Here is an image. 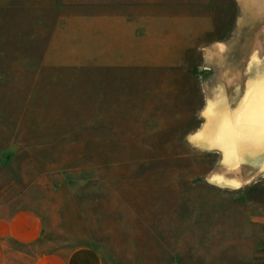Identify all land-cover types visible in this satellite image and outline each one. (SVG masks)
Wrapping results in <instances>:
<instances>
[{
  "label": "rangeland",
  "instance_id": "rangeland-1",
  "mask_svg": "<svg viewBox=\"0 0 264 264\" xmlns=\"http://www.w3.org/2000/svg\"><path fill=\"white\" fill-rule=\"evenodd\" d=\"M254 10L238 0H0V216L28 208L45 225L36 246L18 248L91 246L105 264H174L203 229L225 231L217 221L264 218V170L247 174L262 157L229 168L222 153L248 159L250 146L226 152L213 132L221 150L192 140L210 100L234 112L264 61ZM82 12L128 14L145 63H46L57 22Z\"/></svg>",
  "mask_w": 264,
  "mask_h": 264
},
{
  "label": "crops",
  "instance_id": "crops-1",
  "mask_svg": "<svg viewBox=\"0 0 264 264\" xmlns=\"http://www.w3.org/2000/svg\"><path fill=\"white\" fill-rule=\"evenodd\" d=\"M238 1L246 9H255L256 15L264 16V0ZM262 26L264 34V21ZM135 28L133 19L126 13L82 12L63 16L52 32L45 61L56 67H131L145 63L141 61L140 48L136 50ZM249 150L248 159L261 156L260 149ZM260 170L250 168L247 174L256 176ZM220 223L226 226L225 231L217 233L216 228L215 234L203 237V229L198 234L202 241L194 247L189 260L180 256L174 264H264V254L260 251L264 239L263 217H252L246 224L231 219L229 223L238 226L230 228L225 220L214 225ZM44 228L42 216L32 209L22 208L0 216V264H105L101 254L91 246H80L66 253L25 251L17 247L36 246Z\"/></svg>",
  "mask_w": 264,
  "mask_h": 264
},
{
  "label": "snow or ice",
  "instance_id": "snow-or-ice-1",
  "mask_svg": "<svg viewBox=\"0 0 264 264\" xmlns=\"http://www.w3.org/2000/svg\"><path fill=\"white\" fill-rule=\"evenodd\" d=\"M249 72L250 78L239 108L232 112L223 103H209L203 113L209 123L204 131L192 139L207 140L211 131L217 144L224 147L226 152L259 145L261 167L264 168V61L253 63Z\"/></svg>",
  "mask_w": 264,
  "mask_h": 264
},
{
  "label": "water",
  "instance_id": "water-1",
  "mask_svg": "<svg viewBox=\"0 0 264 264\" xmlns=\"http://www.w3.org/2000/svg\"><path fill=\"white\" fill-rule=\"evenodd\" d=\"M262 56H259V57L261 58ZM200 132H202V131H200ZM200 132H197V133H200ZM196 134H194V136H192V137H195ZM194 143L198 144V146L221 150L217 144L212 143V141H210L208 139L207 140H194ZM222 157H223L222 164L226 167H229V168H235L238 165L247 164V163L251 162V161H249L250 159H232L231 161H227L224 158L223 153H222ZM251 163H254V162H251ZM261 163H262V158L255 162V164H257L256 165L257 169H261Z\"/></svg>",
  "mask_w": 264,
  "mask_h": 264
},
{
  "label": "bare ground",
  "instance_id": "bare-ground-1",
  "mask_svg": "<svg viewBox=\"0 0 264 264\" xmlns=\"http://www.w3.org/2000/svg\"><path fill=\"white\" fill-rule=\"evenodd\" d=\"M208 54L213 55L212 52H209V51H208ZM211 101H212V100H210V103H211ZM239 102H240V101H239ZM211 104H212V103H211ZM239 104H240V103H239ZM227 110H229V109H227ZM208 123H209V122H208ZM204 130H205V129H204ZM204 130H203V131H204ZM199 132H200V131H199ZM210 132H211V131H209V133H208V138H207V139L211 141V136H210L211 133H210ZM213 134H214V133H212V135H213ZM209 138H210V139H209ZM213 138L216 139L215 134H214ZM250 148H251V150H249V151H252V152H256V151H258V150L260 149L259 145H250ZM232 152H233V151H232ZM235 153H236V152H235ZM235 153H234V154H235ZM236 156H237V155H236ZM262 170H264V168H261L260 171H262ZM255 175L257 176V173H256ZM216 176L219 177V174H216ZM224 177H225V176H224ZM248 182H249V181H248ZM240 183H241V182H240Z\"/></svg>",
  "mask_w": 264,
  "mask_h": 264
}]
</instances>
